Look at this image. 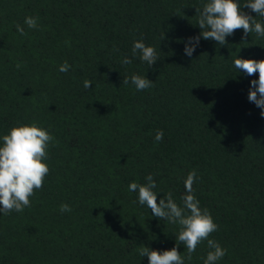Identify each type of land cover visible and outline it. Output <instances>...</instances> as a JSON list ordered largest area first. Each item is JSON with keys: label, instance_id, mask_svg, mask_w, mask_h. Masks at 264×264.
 <instances>
[{"label": "trees", "instance_id": "16d2710c", "mask_svg": "<svg viewBox=\"0 0 264 264\" xmlns=\"http://www.w3.org/2000/svg\"><path fill=\"white\" fill-rule=\"evenodd\" d=\"M206 2L0 0V137L35 123L55 138L31 207L0 213V264H148L139 249L171 250L179 226L155 218L128 185L151 173L157 202L171 192L181 204L193 169L195 196L218 225L209 238L227 250L217 264H264V117L248 100L259 74L234 67L264 60V38L241 41L238 29L227 45L201 38L186 56ZM141 39L159 57L150 68L132 56ZM133 74L154 86L137 91ZM210 250L201 242L185 264H203Z\"/></svg>", "mask_w": 264, "mask_h": 264}, {"label": "clouds", "instance_id": "9594fccd", "mask_svg": "<svg viewBox=\"0 0 264 264\" xmlns=\"http://www.w3.org/2000/svg\"><path fill=\"white\" fill-rule=\"evenodd\" d=\"M249 9L256 15L252 16L243 11ZM198 15L197 26L201 30L199 35L189 37L185 42L184 53L192 57L195 49L203 40H213L220 46L227 45L226 37L233 36L238 29L243 30L241 41H246L251 33L258 38H264V19L258 21L256 17L264 18V0H246L242 5L239 0H207L202 7L195 8ZM38 17H25L24 24L29 29H38ZM21 35H26L24 28L16 25ZM165 39L161 34L160 40ZM132 56L141 62H146L152 67L158 60L156 49L146 46L143 40H136L132 45ZM132 59L125 56L122 64L128 65ZM19 67V65H17ZM234 67L239 71L252 76L258 73V79L251 81L248 92V100L261 109L260 115L264 117V60L234 59ZM70 65L65 61L59 68L61 72H67ZM131 83L137 91L150 89L153 81L133 74ZM123 84L129 83V78L124 77ZM90 80H85L83 86L89 89ZM163 131L157 130L155 140L162 141ZM0 213L9 215L13 211L22 213L25 208L31 207L30 197L36 190H41L45 177L50 169L47 163L49 159L48 148L54 144L55 138L50 132L35 123L12 127L9 132L0 137ZM146 183L131 182L128 185L129 192L138 194V202L147 206L152 215L159 220H167L178 225L179 232L176 236V246L171 250L157 251L147 246L139 249L141 257L148 258V264H185V259L190 261L197 246L207 241L211 249L203 264H217L227 253L217 241L210 239V235L218 230V225L213 221L210 212L200 207V202L195 196L193 188L197 180L196 170L190 171L184 180L185 193L181 196V204H178L171 192L157 202V193L153 191L157 187L153 174L145 177ZM135 203V201H134ZM60 212H71L68 204L60 205ZM186 248L187 256H183L177 249L180 245Z\"/></svg>", "mask_w": 264, "mask_h": 264}]
</instances>
